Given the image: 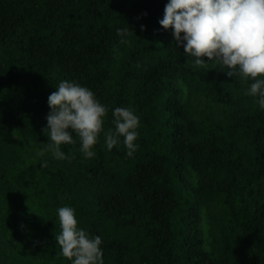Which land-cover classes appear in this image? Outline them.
<instances>
[{
	"label": "trees",
	"instance_id": "trees-1",
	"mask_svg": "<svg viewBox=\"0 0 264 264\" xmlns=\"http://www.w3.org/2000/svg\"><path fill=\"white\" fill-rule=\"evenodd\" d=\"M166 3L0 0V264H70L63 206L102 237L105 264H264V110L252 80L185 57L159 24ZM62 80L108 107L106 130L134 109L133 157L103 134L91 159L75 134L67 159L38 155Z\"/></svg>",
	"mask_w": 264,
	"mask_h": 264
},
{
	"label": "clouds",
	"instance_id": "clouds-1",
	"mask_svg": "<svg viewBox=\"0 0 264 264\" xmlns=\"http://www.w3.org/2000/svg\"><path fill=\"white\" fill-rule=\"evenodd\" d=\"M159 24L171 29L175 45L183 47L185 57L193 58L195 66L215 63L229 78L252 80L244 95L256 97L264 110V0H167ZM128 32L117 29L121 43L127 42ZM55 88L47 101L50 111L44 133L49 143L38 153L40 157L50 152L56 160L67 159L62 145L75 144L74 134L85 159L95 157L102 134L108 151L123 143L126 155L134 156L140 127L134 109H112L114 127L106 130L109 109L91 89L71 80H62ZM41 166L47 167V161ZM57 215L60 233L56 241L62 256L70 264H105L102 237L78 227L75 209L60 207Z\"/></svg>",
	"mask_w": 264,
	"mask_h": 264
}]
</instances>
